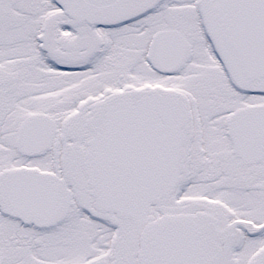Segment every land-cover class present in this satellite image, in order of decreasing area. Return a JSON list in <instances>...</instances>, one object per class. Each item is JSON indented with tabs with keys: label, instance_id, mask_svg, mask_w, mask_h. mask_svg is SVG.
I'll use <instances>...</instances> for the list:
<instances>
[{
	"label": "snow or ice",
	"instance_id": "obj_1",
	"mask_svg": "<svg viewBox=\"0 0 264 264\" xmlns=\"http://www.w3.org/2000/svg\"><path fill=\"white\" fill-rule=\"evenodd\" d=\"M0 264H264V0H0Z\"/></svg>",
	"mask_w": 264,
	"mask_h": 264
}]
</instances>
